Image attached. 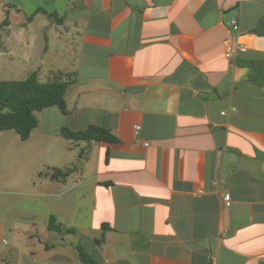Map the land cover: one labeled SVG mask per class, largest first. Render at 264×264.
<instances>
[{"label":"crops","instance_id":"obj_1","mask_svg":"<svg viewBox=\"0 0 264 264\" xmlns=\"http://www.w3.org/2000/svg\"><path fill=\"white\" fill-rule=\"evenodd\" d=\"M31 1L0 0V72L13 74L0 80L61 72L73 80L68 112H39L27 140L0 131V174L36 158L49 172L77 169L57 180L35 166L25 191L43 213L20 224L25 252L84 264L83 243L98 264H264V87L242 64L264 59L253 33L264 0H52L28 11ZM232 15L248 47L236 60L224 55ZM90 125L115 140L62 135ZM18 178L6 179L14 192ZM52 215L73 232H52Z\"/></svg>","mask_w":264,"mask_h":264},{"label":"trees","instance_id":"obj_2","mask_svg":"<svg viewBox=\"0 0 264 264\" xmlns=\"http://www.w3.org/2000/svg\"><path fill=\"white\" fill-rule=\"evenodd\" d=\"M254 34L264 35V17L253 30ZM249 68L247 80L253 84L264 87V59H255L242 62ZM73 83L71 78L54 73L47 81L42 82L39 72H32L23 80H0V131L15 130L22 140H27L33 130L39 125L38 113L52 106H58L63 113H67V92ZM62 135L67 139L76 141H113L115 136L105 128L90 125L84 130L72 131L62 128ZM76 166L69 169L53 168L50 172L40 175H50L51 179L65 180L74 171ZM50 173V174H49ZM50 230L58 232H73L57 222L55 216H50ZM101 242L103 241L100 240ZM80 261L84 264H98L87 248L80 244L77 246Z\"/></svg>","mask_w":264,"mask_h":264},{"label":"rangeland","instance_id":"obj_3","mask_svg":"<svg viewBox=\"0 0 264 264\" xmlns=\"http://www.w3.org/2000/svg\"><path fill=\"white\" fill-rule=\"evenodd\" d=\"M41 5L46 8H52L54 2H52V0H32L31 4L28 5L27 10L35 11ZM8 15L9 14L7 12H1L0 14L1 33L6 30ZM11 75L13 74L7 73L6 71H1L0 79H10L12 77ZM46 75H48L47 72ZM35 161L36 163L30 164L31 167L29 165L24 166L21 163L15 165L14 169L12 163L11 166L6 163L3 166L6 171L3 169V173L0 174V178L3 180L2 185H0V219H3L6 222L4 231L0 233V264H45L44 260L42 262H39L36 256L31 254L28 255V253L25 252L26 240L20 237V233H23L24 229L20 224H23L24 221H29V219L32 217V213L35 212L36 208L39 209L37 216L34 217L35 219H37V221L40 220L41 213H43V203L39 201L40 197L35 195V199L31 200L30 196L26 193L27 191H25L26 187H30L31 189L33 182L38 181L39 172H37L35 166L37 165L41 167V169L45 167H42L41 165L44 160L38 162L36 158ZM23 169H31V173L27 176L23 175ZM42 171H44V173L49 172L48 168H44L42 169ZM14 174L19 177L17 179L18 183L24 180L22 185L23 187L19 189L21 191L18 190L14 192V190H11L12 186H10V180H6L7 178L10 179V177L14 176ZM33 208L34 210H31ZM43 218L48 219L45 215H43ZM52 232H54L58 236H60V234H64L55 230H52ZM88 252L90 253L89 250ZM34 257H36V262H33L32 258ZM92 257L94 258L93 255ZM47 263L51 264L52 262L48 260Z\"/></svg>","mask_w":264,"mask_h":264},{"label":"built area","instance_id":"obj_4","mask_svg":"<svg viewBox=\"0 0 264 264\" xmlns=\"http://www.w3.org/2000/svg\"><path fill=\"white\" fill-rule=\"evenodd\" d=\"M241 33V21L238 15H232L227 22V36L225 39V52L224 55L229 60H236L238 57L247 52L248 47L245 43L240 40ZM142 127L140 125H135L134 131L138 135ZM216 184V182H214ZM223 200L226 207L232 205V198L229 193L223 195ZM105 264H111L109 262Z\"/></svg>","mask_w":264,"mask_h":264}]
</instances>
